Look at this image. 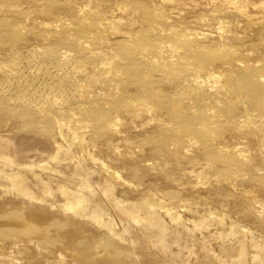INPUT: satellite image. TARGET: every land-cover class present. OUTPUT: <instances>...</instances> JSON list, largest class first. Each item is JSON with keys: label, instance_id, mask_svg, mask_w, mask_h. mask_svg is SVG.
I'll list each match as a JSON object with an SVG mask.
<instances>
[{"label": "bare ground", "instance_id": "6f19581e", "mask_svg": "<svg viewBox=\"0 0 264 264\" xmlns=\"http://www.w3.org/2000/svg\"><path fill=\"white\" fill-rule=\"evenodd\" d=\"M0 264H264V0H0Z\"/></svg>", "mask_w": 264, "mask_h": 264}]
</instances>
